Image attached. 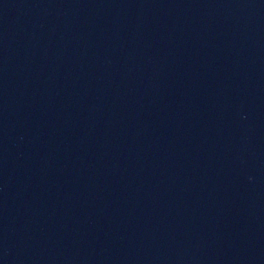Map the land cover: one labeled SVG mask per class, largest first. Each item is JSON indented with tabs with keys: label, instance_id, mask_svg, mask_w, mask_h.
Masks as SVG:
<instances>
[{
	"label": "water",
	"instance_id": "water-1",
	"mask_svg": "<svg viewBox=\"0 0 264 264\" xmlns=\"http://www.w3.org/2000/svg\"><path fill=\"white\" fill-rule=\"evenodd\" d=\"M0 264H264V0H0Z\"/></svg>",
	"mask_w": 264,
	"mask_h": 264
}]
</instances>
